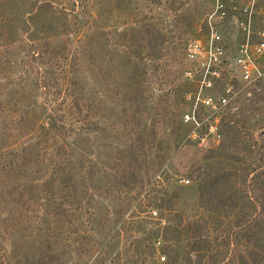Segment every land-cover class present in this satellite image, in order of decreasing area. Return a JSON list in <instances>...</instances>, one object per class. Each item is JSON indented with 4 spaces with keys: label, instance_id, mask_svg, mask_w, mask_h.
Listing matches in <instances>:
<instances>
[{
    "label": "rangeland",
    "instance_id": "374dc122",
    "mask_svg": "<svg viewBox=\"0 0 264 264\" xmlns=\"http://www.w3.org/2000/svg\"><path fill=\"white\" fill-rule=\"evenodd\" d=\"M174 1L0 0V264H195L180 234L200 216L220 238L229 219L199 207L195 168L223 135L200 146L183 137L188 126L177 141L165 112L195 89L184 55L208 6ZM151 25L169 58L137 41ZM226 120L242 144L225 166L264 172V84ZM162 187L179 194L173 212L158 204ZM208 246L201 264L220 256ZM234 259L264 264V212Z\"/></svg>",
    "mask_w": 264,
    "mask_h": 264
},
{
    "label": "built area",
    "instance_id": "2783aa9c",
    "mask_svg": "<svg viewBox=\"0 0 264 264\" xmlns=\"http://www.w3.org/2000/svg\"><path fill=\"white\" fill-rule=\"evenodd\" d=\"M201 1L208 11L184 55V78L195 89L185 93L182 121L190 126L188 139L209 146L221 142L225 118L262 90L264 0Z\"/></svg>",
    "mask_w": 264,
    "mask_h": 264
},
{
    "label": "trees",
    "instance_id": "16d2710c",
    "mask_svg": "<svg viewBox=\"0 0 264 264\" xmlns=\"http://www.w3.org/2000/svg\"><path fill=\"white\" fill-rule=\"evenodd\" d=\"M176 1V0H175ZM175 1L172 4L174 7ZM183 0H180L182 3ZM175 9H179L175 7ZM163 18L166 16H162ZM193 16L181 15L178 19V25L186 23L187 26L192 25ZM179 20L181 21L179 23ZM139 34L136 35L137 41L145 42V47L150 49L152 57L158 56L163 59L169 58V46L168 38L162 33L160 28L156 26H146ZM173 31V30H172ZM174 39V36H173ZM173 43V41L170 42ZM143 48V46H141ZM187 48V47H186ZM186 50V49H185ZM178 52V51H177ZM155 59V58H154ZM147 75V73H146ZM154 77V76H153ZM186 91L183 94L176 93L174 98L166 100L165 102H171L169 106L165 108L167 114H171L176 117L175 131L177 141L181 140L184 135L188 136L189 131L183 132V128L189 125L184 124L182 121L183 113L185 111L186 102L184 100ZM164 101V100H163ZM54 118V117H53ZM174 119V118H173ZM57 119H54L56 122ZM87 122V121H86ZM223 140L218 146V152L205 159L202 163L195 168L196 180H198V187L200 189V202L199 207L210 211L216 220V223L220 224L222 220L229 219V224L224 226V230L219 236L211 233V228L206 220L200 217L192 219L181 232L180 235H184L187 239L189 253L193 256H197L198 263L201 264L203 258L206 257V253L210 252V243L219 245L220 256H208L213 264H241L234 259V255L237 249V244L240 239L248 236L259 225V221L264 212V202L261 199L262 190L264 188V172L257 173L254 176L250 174L240 175L235 165L228 164V170L225 166V162H234L235 159L229 157L228 153H234L236 148H239L242 142L239 140L240 130L237 128L232 120H226L223 123L221 129ZM188 138V137H187ZM165 148L162 149L164 151ZM160 160L162 163L164 160ZM233 169V170H231ZM162 190L156 191L155 194L162 193L159 196L158 204L164 205L168 211H174V201L178 197V193L168 196V188H161ZM167 195V196H166ZM178 234V235H179ZM177 237L176 239H178ZM220 244H219V242ZM218 248V249H219ZM172 251L174 249L172 248ZM192 260V258H190ZM175 263L170 261L169 264Z\"/></svg>",
    "mask_w": 264,
    "mask_h": 264
},
{
    "label": "water",
    "instance_id": "95a60500",
    "mask_svg": "<svg viewBox=\"0 0 264 264\" xmlns=\"http://www.w3.org/2000/svg\"><path fill=\"white\" fill-rule=\"evenodd\" d=\"M236 20V19H235Z\"/></svg>",
    "mask_w": 264,
    "mask_h": 264
}]
</instances>
